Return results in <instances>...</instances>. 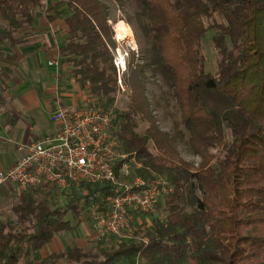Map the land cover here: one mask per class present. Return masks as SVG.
I'll use <instances>...</instances> for the list:
<instances>
[{
	"label": "trees",
	"instance_id": "1",
	"mask_svg": "<svg viewBox=\"0 0 264 264\" xmlns=\"http://www.w3.org/2000/svg\"><path fill=\"white\" fill-rule=\"evenodd\" d=\"M48 1H55L48 19L60 16L58 5L66 7L59 54L87 86L91 106L112 110L122 152L141 162L138 173L165 177L171 189L157 204L161 213L149 214L150 226L140 224L109 248L101 239L92 250L72 247L44 258L38 255L43 246L73 229L90 205L106 206L117 188L107 181L73 185L62 207L53 190L32 189L13 204V220H0V264H133L138 258L147 264H264V0H111L140 42L141 62L134 51L125 62L130 104L124 111L113 106L119 44L101 0H0L6 21L0 43L30 26ZM208 33L214 71L204 52ZM146 72L174 97L197 165L157 126ZM137 115L149 123L142 133Z\"/></svg>",
	"mask_w": 264,
	"mask_h": 264
},
{
	"label": "built area",
	"instance_id": "2",
	"mask_svg": "<svg viewBox=\"0 0 264 264\" xmlns=\"http://www.w3.org/2000/svg\"><path fill=\"white\" fill-rule=\"evenodd\" d=\"M126 55L116 48L119 86ZM49 118L57 126L55 133L21 147L24 154L0 169V185L12 184L20 193L51 189L59 197L83 182H110L117 193L106 197V206L88 207L90 233L95 240L127 237L131 214L153 212L159 198L170 191V182L162 176L146 178L138 173L141 162L134 153L122 152L110 111L59 104Z\"/></svg>",
	"mask_w": 264,
	"mask_h": 264
},
{
	"label": "crops",
	"instance_id": "3",
	"mask_svg": "<svg viewBox=\"0 0 264 264\" xmlns=\"http://www.w3.org/2000/svg\"><path fill=\"white\" fill-rule=\"evenodd\" d=\"M54 2L48 1L46 11L37 16L30 26L13 32L10 38H3L0 43V169L7 168L22 156L24 150L21 147L24 145L55 133L57 126L49 117L59 104L80 108L84 106L87 96H91L87 86H82L71 75L70 67L59 54V47L67 34L64 22L66 7L58 5L56 10L60 16L48 19L50 11L47 8ZM5 27L6 21L0 17V32ZM21 194L12 184L0 185V220H5L6 213ZM53 195L55 200L61 197ZM64 195L66 197V193ZM136 213L132 215L138 219ZM82 216L86 219V227L74 245H68L63 239L66 234H72L75 228L55 235L38 251L39 257L44 258L72 247L89 251L87 246L93 243L94 238L90 233L87 212ZM150 225L151 222L145 226ZM111 238L116 237L105 240L112 241ZM124 262L121 260L119 264H131ZM133 264L147 263L138 258Z\"/></svg>",
	"mask_w": 264,
	"mask_h": 264
},
{
	"label": "rangeland",
	"instance_id": "4",
	"mask_svg": "<svg viewBox=\"0 0 264 264\" xmlns=\"http://www.w3.org/2000/svg\"><path fill=\"white\" fill-rule=\"evenodd\" d=\"M101 1L104 2L108 6V11H109L108 13H109V19H110L109 22L112 25V28L114 31V39L116 43L119 44V50L122 52H126L127 54L126 57H124L125 62L131 58L130 53L132 51L135 52L136 61L141 62L139 59L140 57L139 56V51H140L139 50L140 49L139 39L134 34L132 27L129 24H127L124 20H121V18L124 17L123 11L119 10L117 5L111 0H101ZM117 20H121V21H117ZM120 22H123L127 28V36L123 40L118 39L116 37V27L119 25ZM210 39H211V33H208L204 38V43H205L204 52H206V55L209 58L210 69L214 71L215 70L214 62H215L216 57H215L214 50L212 48ZM122 64L124 65V67H126L125 65L126 63L123 62ZM123 72L121 73V85L122 86H119L118 84V90L115 93V101L113 105L119 111L126 110L130 104V90L127 87V85L124 83ZM146 77L147 79L145 81V88H146L145 93L151 103V109H153L152 114L156 120L157 126L159 127V129L168 133L173 138L177 151L179 152V154L181 155L183 159L189 162H193L195 165H197L200 161V157L193 152L190 146L189 136L182 126L179 107L177 103L175 102L174 97H172V95L168 92L169 91L168 88L162 83H159L158 80L153 78L149 72H146ZM93 102H94V98H92L91 96H87V100L85 101L84 107H87V106L91 107L90 105ZM109 111L113 114L112 110H109ZM137 118L140 123V126L137 129V131L139 133H142L148 127L149 123L146 118L140 117V115H137ZM149 148L151 152L153 153L156 152V148L154 147L152 143H150ZM209 151L211 153H214L216 149L214 148V146H210ZM163 199L164 197L159 198L158 202L162 204ZM65 200H66L65 195L61 196L60 198H57L56 200L57 205L62 207L65 203ZM160 211L158 210V205H156V208L153 212H149L143 215H141L140 213L138 214L136 213L135 216L138 217V219L133 218L134 214L132 213L133 214V215L131 214L132 227H130V229L127 232H125V235L129 236L133 234L135 230L138 229L140 224H143L144 226L147 223L149 224L152 220V216H150L149 214L153 213L154 214L153 216H156V214L161 213ZM6 214L7 215L5 217V220L7 219L13 220L15 218L11 210H9V212H7ZM67 218L69 220H72L69 214L67 215ZM80 221L82 223H80L79 225H76V227H73L75 228V230H73L74 234L68 233L66 234V238L63 239L64 241H66L68 245H74L77 239L81 237L82 235L81 232L85 230L84 229V226L86 227V224L84 223V221H86L85 217L81 218ZM117 239L118 238H113L112 241L106 240L105 241L106 243L103 245L104 248H109L111 246V244L109 243L113 244L114 243L113 241ZM94 242H97V241L94 239L93 243L88 244L89 246H87V248L89 250H92L95 247V245H92L94 244ZM124 263H127V262L125 261ZM61 264H65V263L61 261Z\"/></svg>",
	"mask_w": 264,
	"mask_h": 264
},
{
	"label": "bare ground",
	"instance_id": "5",
	"mask_svg": "<svg viewBox=\"0 0 264 264\" xmlns=\"http://www.w3.org/2000/svg\"><path fill=\"white\" fill-rule=\"evenodd\" d=\"M127 36V28L126 25L123 22H120L119 25L116 27V37L118 39H125ZM122 62H124L122 60Z\"/></svg>",
	"mask_w": 264,
	"mask_h": 264
}]
</instances>
